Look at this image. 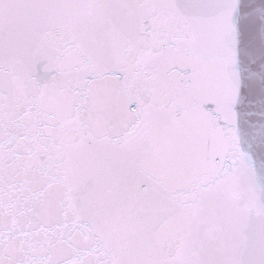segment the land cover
<instances>
[{
  "label": "snow or ice",
  "instance_id": "snow-or-ice-1",
  "mask_svg": "<svg viewBox=\"0 0 264 264\" xmlns=\"http://www.w3.org/2000/svg\"><path fill=\"white\" fill-rule=\"evenodd\" d=\"M0 264H264V0H0Z\"/></svg>",
  "mask_w": 264,
  "mask_h": 264
}]
</instances>
